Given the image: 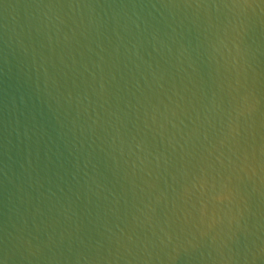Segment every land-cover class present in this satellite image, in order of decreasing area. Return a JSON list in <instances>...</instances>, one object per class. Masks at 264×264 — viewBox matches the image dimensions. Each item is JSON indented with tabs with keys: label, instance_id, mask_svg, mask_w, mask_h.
<instances>
[{
	"label": "water",
	"instance_id": "1",
	"mask_svg": "<svg viewBox=\"0 0 264 264\" xmlns=\"http://www.w3.org/2000/svg\"><path fill=\"white\" fill-rule=\"evenodd\" d=\"M0 264H264V0H0Z\"/></svg>",
	"mask_w": 264,
	"mask_h": 264
}]
</instances>
